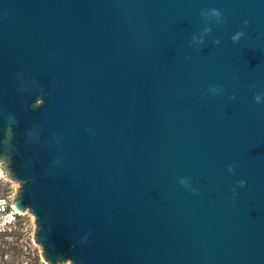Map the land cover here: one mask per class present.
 <instances>
[{"label":"water","instance_id":"1","mask_svg":"<svg viewBox=\"0 0 264 264\" xmlns=\"http://www.w3.org/2000/svg\"><path fill=\"white\" fill-rule=\"evenodd\" d=\"M0 169L46 264H264V0H0Z\"/></svg>","mask_w":264,"mask_h":264},{"label":"built area","instance_id":"2","mask_svg":"<svg viewBox=\"0 0 264 264\" xmlns=\"http://www.w3.org/2000/svg\"><path fill=\"white\" fill-rule=\"evenodd\" d=\"M7 181H10L11 184L7 185ZM15 187H17V183L12 179L0 177V235L14 236L16 238L14 242L18 241L25 253H27L25 243L31 241L34 244L35 253L31 257L27 255L26 259L22 261L23 264H46L40 257L38 244L32 240L34 227L32 213L26 209L18 211L11 204ZM61 264L70 263L65 261Z\"/></svg>","mask_w":264,"mask_h":264},{"label":"rangeland","instance_id":"3","mask_svg":"<svg viewBox=\"0 0 264 264\" xmlns=\"http://www.w3.org/2000/svg\"><path fill=\"white\" fill-rule=\"evenodd\" d=\"M0 177H7L3 176L1 169ZM6 183L7 185L11 184L10 181H7ZM15 240L16 238L14 236L0 235V249H3L4 251V254L0 256V264H23L22 261L26 259L27 255L31 257L35 253V246L31 241H27V243H25V250L27 251V253H25L19 245V242H14Z\"/></svg>","mask_w":264,"mask_h":264},{"label":"clouds","instance_id":"4","mask_svg":"<svg viewBox=\"0 0 264 264\" xmlns=\"http://www.w3.org/2000/svg\"><path fill=\"white\" fill-rule=\"evenodd\" d=\"M242 35H243L242 32H237V33L232 37V40H233L234 42H236V41H238V40L240 39V37H241ZM260 98H261V95H260V94H257L256 97H255V99H256L257 101H259ZM232 170H233V169H232L231 167H229V171H232ZM180 183L186 185V184H187V181L182 179V180L180 181ZM239 183H240L241 186H243L245 182H244V181H240Z\"/></svg>","mask_w":264,"mask_h":264},{"label":"trees","instance_id":"5","mask_svg":"<svg viewBox=\"0 0 264 264\" xmlns=\"http://www.w3.org/2000/svg\"><path fill=\"white\" fill-rule=\"evenodd\" d=\"M3 252H4L3 249H0V256L2 255Z\"/></svg>","mask_w":264,"mask_h":264}]
</instances>
